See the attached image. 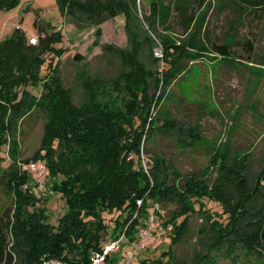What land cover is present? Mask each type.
Here are the masks:
<instances>
[{
    "label": "trees",
    "instance_id": "trees-1",
    "mask_svg": "<svg viewBox=\"0 0 264 264\" xmlns=\"http://www.w3.org/2000/svg\"><path fill=\"white\" fill-rule=\"evenodd\" d=\"M19 1L0 0V8L12 7ZM57 2L71 21L79 27L96 25L98 34L105 20L123 15L129 46L118 49L123 58L121 70L107 79L84 78L88 95L76 102L73 90L65 85L60 73L59 60L66 50L62 29L35 20L37 42H30L20 27L0 41V160L2 147L7 145L12 160L5 170L6 183L15 199L14 205L0 214V264H41L45 256L88 263L109 233L110 221L103 211H119L111 232L116 233L130 221L140 197L160 202L166 211L165 226L171 224L173 231L165 257L150 254L139 259V264H187L173 252L172 243L183 238L189 216L202 210L205 197L222 206L226 220L219 219L221 234L234 235L251 252L264 256V200L253 210L247 204H229L203 177L184 175L149 144L157 133H164L174 135L183 147L198 133L196 125L185 124L171 114L163 118L157 115L156 106L162 102L168 78L173 76L161 63L178 69V77L186 61L197 59L203 52L227 63L240 61L236 51L239 45L248 50L252 60L254 39L242 36L239 25L244 23L242 15L250 11L255 14L253 10L264 7V0L218 1L220 12H239L237 16H226L227 28L218 35L221 42L213 39L210 19L206 17L211 7L209 0H149L147 4L141 0ZM143 33L152 41L159 39L162 46V56L153 57L154 70L139 59L137 36ZM105 47L109 49L111 45L107 43ZM39 84L42 89L36 93L32 86ZM102 87L117 90L121 104L102 99ZM34 109L43 111L46 121L41 143L32 157L46 159L55 176L51 186L65 200L66 211L58 224L52 223L46 207L38 204L42 197L25 186L29 175L17 165L20 122ZM144 136L149 171L141 158ZM131 153L134 155L129 158ZM187 196L192 197L190 202ZM168 205L171 207L166 209ZM137 223L138 219L132 221L131 231ZM9 231L14 236L10 249Z\"/></svg>",
    "mask_w": 264,
    "mask_h": 264
},
{
    "label": "rangeland",
    "instance_id": "rangeland-1",
    "mask_svg": "<svg viewBox=\"0 0 264 264\" xmlns=\"http://www.w3.org/2000/svg\"><path fill=\"white\" fill-rule=\"evenodd\" d=\"M149 0H141L147 4ZM220 0H209L211 7L207 14L212 29V37L217 42L221 31L227 28V17L237 16L235 10L220 12L216 4ZM206 8V7H205ZM204 9L202 10V12ZM242 15L243 24L239 25L242 36L251 37L255 43L253 59L248 50L236 47L240 61L224 62L210 52H203L195 60H187L186 68L177 77L178 69L162 62L161 67L173 76L168 78V86L162 102L156 106L157 115H172L185 124L196 125L197 137L188 139V145L179 144L172 134L157 133L149 143L151 149L165 155L184 175L197 174L203 177L209 187H216L229 204H247L253 210L264 200V7L256 8ZM201 12V13H202ZM35 20L39 23L50 22L62 29V43L65 52L60 57V73L66 86L73 90L76 102L87 98L83 80L88 77L107 79L115 76L122 68L123 58L118 49L129 46V37L125 28V18L118 15L105 20L98 34L96 25L79 27L60 9L57 0H20L9 8H0V41L20 27L27 39L37 35ZM154 37V36H153ZM138 54L143 65L151 70L156 68L153 57L162 56L159 39L155 41L146 34H139ZM109 43L111 47L106 49ZM40 93L42 85L32 86ZM102 99L120 105L121 96L110 87L101 88ZM120 95V96H119ZM118 96V97H117ZM152 111H155L154 106ZM46 116L43 111L34 109L20 122L19 158L26 163L33 158L41 143ZM148 126V125H147ZM142 140L141 158L144 151ZM7 145L2 147L3 159L0 160V214L14 205V194L9 189L5 170L11 155ZM134 153L129 154V158ZM38 158H44L42 156ZM235 164L237 169H235ZM55 176L50 173L47 184L39 185L38 194L42 197L38 204L46 207L50 221L58 224L65 213V200L59 190L51 186ZM27 182L33 185L29 178ZM192 197L187 196L190 202ZM202 210L193 212L181 240L172 243L173 252L187 264H264V256L253 253L237 237L222 235L220 220L226 218L220 202L205 197ZM147 202L155 201L147 197ZM171 206L168 205L166 209ZM248 208V209H249ZM119 213L105 209L103 216L110 221L109 233L113 232ZM162 213L166 211L162 208ZM164 217V215H163ZM163 237L152 248L145 249L134 261L153 256L165 257L164 251L171 242L172 225L165 228ZM9 239L14 236L9 231Z\"/></svg>",
    "mask_w": 264,
    "mask_h": 264
},
{
    "label": "built area",
    "instance_id": "built-area-1",
    "mask_svg": "<svg viewBox=\"0 0 264 264\" xmlns=\"http://www.w3.org/2000/svg\"><path fill=\"white\" fill-rule=\"evenodd\" d=\"M43 35V34H42ZM39 36L29 38L30 42H37ZM149 157L143 153L142 163L147 171ZM20 166L24 167L33 180L30 186L26 182L25 186L39 191V185L47 184L51 173L49 164L44 158L32 159L26 163L20 161ZM43 192V191H42ZM137 208L133 211L130 221H128L116 233H107L101 240V249L92 252L88 263H70L59 257H43L41 264H135L134 261L145 249L152 248L154 244L163 237L165 233V223L162 207L159 201L147 202L144 197L137 198ZM147 204L146 210L142 207ZM138 219V223L131 231L132 221ZM14 241L9 239V249Z\"/></svg>",
    "mask_w": 264,
    "mask_h": 264
}]
</instances>
